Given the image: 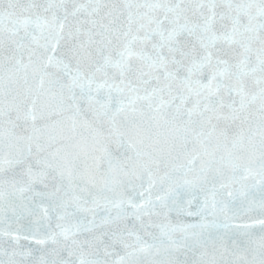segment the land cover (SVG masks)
I'll list each match as a JSON object with an SVG mask.
<instances>
[{
  "label": "snow or ice",
  "instance_id": "snow-or-ice-1",
  "mask_svg": "<svg viewBox=\"0 0 264 264\" xmlns=\"http://www.w3.org/2000/svg\"><path fill=\"white\" fill-rule=\"evenodd\" d=\"M0 264H264V0H0Z\"/></svg>",
  "mask_w": 264,
  "mask_h": 264
}]
</instances>
